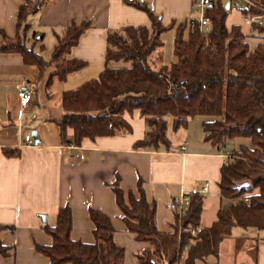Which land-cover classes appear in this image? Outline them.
I'll return each mask as SVG.
<instances>
[{"label": "trees", "instance_id": "obj_1", "mask_svg": "<svg viewBox=\"0 0 264 264\" xmlns=\"http://www.w3.org/2000/svg\"><path fill=\"white\" fill-rule=\"evenodd\" d=\"M44 0H27L18 14V28L28 29L27 17L37 11ZM264 8V0H254ZM151 18V25L125 26L108 35L106 66L92 78L64 96L63 117L57 120L65 144L80 145L85 137L115 135L132 130L126 112L139 110L147 125L145 136L134 143L136 149L168 145V118L173 128L185 126L190 118H202L205 139L225 148L229 140L246 138L235 157L221 168V197L225 200L217 218L209 226L192 235L189 227L201 226L204 195L194 193L187 215L172 231H162L156 222V203L150 202L142 183L138 193L125 191L119 180L112 184L116 202L123 214L127 231L148 246L135 255L140 264H178L186 244H190L184 264H196L209 254L218 255L223 240L235 237V252L246 241L234 236L238 227L264 230V43L251 49L239 25L226 23L229 8L214 0L206 9L212 27L204 34L189 20L164 25L152 10L142 6ZM87 22L72 25L59 38L50 59L24 41L10 44L0 41V51L16 50L26 63L37 65L39 76L57 62L55 74L61 79L81 69L85 63L65 58L88 27ZM177 27L174 40L176 61H162V33ZM189 33L184 37V29ZM264 38V26L256 34ZM73 137H67V129ZM7 156H19L18 148H4ZM249 184L240 187L242 182ZM248 194L247 201L231 204L228 200ZM94 242L71 237L73 214L70 205L60 206L54 226L44 223L52 237L49 245L36 244V249L49 258V264H126V249L116 243V228L111 216L91 207ZM13 230L14 226L0 225ZM12 246L0 241V253L8 255Z\"/></svg>", "mask_w": 264, "mask_h": 264}, {"label": "crops", "instance_id": "obj_2", "mask_svg": "<svg viewBox=\"0 0 264 264\" xmlns=\"http://www.w3.org/2000/svg\"><path fill=\"white\" fill-rule=\"evenodd\" d=\"M26 1L0 0V41L19 37L48 60L67 28L83 22L89 25L67 54L85 65L65 79L54 73L55 64L40 77L37 65L26 63L19 51H0V225L14 226L0 232V241L12 246L8 255L0 253V264H49L36 244L52 243L44 223L54 226L58 208L65 205L72 208L74 240L94 242L89 210L98 208L112 218L114 239L126 249L125 263L140 264L135 254L148 243L136 240L126 229L112 188L117 180L125 191L135 193L142 183L148 200L156 203V222L162 231H172L175 225L168 201L181 192L198 193L208 181L207 192L200 194L204 207H215L216 213L210 223L201 218V226L212 224L222 204L219 183L226 162L222 152L230 149L205 139L202 118H190L185 126L174 129L169 117L168 145L142 149L134 143L145 136L147 125L137 109L125 113L130 132L124 129L115 135L85 137L80 145L65 144L57 123L64 114L66 93L104 70L110 32L130 25L150 26L151 18L142 6L158 15L164 25L177 24L191 16L195 0H44L28 15L29 26L23 31L18 28V14ZM246 40L255 47L264 38ZM24 89L32 94L27 106L21 105L18 95ZM26 134L32 135L33 143L25 141ZM67 137H73L72 128L67 129ZM4 148H18L21 153L7 156ZM234 236L246 240L238 252L235 237L227 238L218 255L209 254L196 264H264V230L238 227ZM187 255L178 264H184Z\"/></svg>", "mask_w": 264, "mask_h": 264}, {"label": "built area", "instance_id": "obj_3", "mask_svg": "<svg viewBox=\"0 0 264 264\" xmlns=\"http://www.w3.org/2000/svg\"><path fill=\"white\" fill-rule=\"evenodd\" d=\"M133 1V0H129ZM214 0H195L194 6L197 7V9L200 10L202 13V17L200 19L196 18H190L189 23L191 26H198L200 30L207 35L209 30L212 27L211 20L209 17L206 16V9L208 6L212 4ZM225 5L229 3V9L233 10H241L245 14V22L249 27V36L248 37H259L256 34L257 27L264 26V8L257 6L254 2V0H220ZM247 38V37H246ZM21 101L22 106H27L31 100H32V94L28 92L26 89L20 90L18 93ZM25 141L28 143H33V137L31 134L25 135ZM183 149H185V144L182 146ZM222 156L226 159V161H230L235 157V154L232 150H226L222 152ZM209 187V182H205L203 187L198 190V193H205L207 192ZM194 192H181L180 194H177L173 196L167 203V207L175 214L176 217H178L180 220H182L187 213L189 212L192 204V196ZM248 200V194H243L238 197L230 198L228 201L231 204H236L240 201H247ZM183 226L180 225L179 228V234L181 238V234L183 232ZM190 234L196 235L202 230V226H191L187 229ZM190 248V244H186L181 256V260L183 261L185 258V255L188 254V250Z\"/></svg>", "mask_w": 264, "mask_h": 264}, {"label": "rangeland", "instance_id": "obj_4", "mask_svg": "<svg viewBox=\"0 0 264 264\" xmlns=\"http://www.w3.org/2000/svg\"><path fill=\"white\" fill-rule=\"evenodd\" d=\"M191 16L189 18H182L181 20H178L177 25L178 26L181 22H185L186 20H189L190 18H196V19H200L202 17V13L200 12L199 9H197V7H194L192 10V13L190 14ZM226 23L228 25L229 28H231L233 25H239L241 27V29L246 32L249 33V27L245 22V14L241 11V10H233L230 9L228 10V15L226 18ZM174 26L170 29L165 30L162 35H161V39L163 41V49H162V57L164 60L165 64H170L172 62L176 61V55H175V49H174V40L176 37V33H177V27ZM24 31V30H23ZM189 33V26L186 27L184 29V37H187ZM4 41L10 43V44H16L18 42H20L19 37L16 39H5ZM260 43H264V40H262ZM259 43V44H260ZM47 45L49 47V51H51V43L50 41L47 42ZM251 49H254L255 47H257V45L255 47H253L252 45H250ZM47 54H50L49 52ZM46 54V55H47ZM65 58H67V56L65 55ZM55 66L57 67V62L54 63ZM238 140L241 141V143H247L249 142L248 139L246 138H234L228 141L227 143V147L228 149L232 150V149H238L240 144L238 143ZM225 203V200L222 199V203ZM216 208H210V207H204V212H203V216L202 219L205 223H210L212 216L215 217V213H216ZM177 222V220L175 219V223ZM182 221H179V225H181Z\"/></svg>", "mask_w": 264, "mask_h": 264}, {"label": "water", "instance_id": "obj_5", "mask_svg": "<svg viewBox=\"0 0 264 264\" xmlns=\"http://www.w3.org/2000/svg\"><path fill=\"white\" fill-rule=\"evenodd\" d=\"M226 8H229V3L226 4ZM34 136H35V137L37 136L36 132H34ZM248 184H249L248 181L242 182V183L240 184V187L246 186V185H248ZM42 217H43L44 219H46L45 214H42Z\"/></svg>", "mask_w": 264, "mask_h": 264}]
</instances>
